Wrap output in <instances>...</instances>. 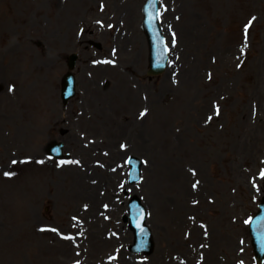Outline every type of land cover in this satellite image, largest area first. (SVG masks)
Returning <instances> with one entry per match:
<instances>
[{
  "label": "rangeland",
  "instance_id": "1",
  "mask_svg": "<svg viewBox=\"0 0 264 264\" xmlns=\"http://www.w3.org/2000/svg\"><path fill=\"white\" fill-rule=\"evenodd\" d=\"M143 2L0 0V109L8 115L0 121V264H257L246 219L264 147L251 151L253 121L234 123L246 106L249 119L250 107L264 119V0H162L164 32L170 42L169 32L179 33L186 67L200 59L197 36L209 44L189 87L148 75ZM74 51L78 92L65 105L61 82ZM99 59L103 70L90 67ZM10 85L18 88L11 95ZM216 104L222 115L214 118ZM52 140L65 141L70 160L48 156ZM129 154L145 162L139 183L128 181ZM183 184L191 192L178 201ZM152 190L166 205L148 203ZM135 193L149 208V255L129 250L125 217Z\"/></svg>",
  "mask_w": 264,
  "mask_h": 264
},
{
  "label": "bare ground",
  "instance_id": "2",
  "mask_svg": "<svg viewBox=\"0 0 264 264\" xmlns=\"http://www.w3.org/2000/svg\"><path fill=\"white\" fill-rule=\"evenodd\" d=\"M133 2V1H132ZM131 2V3H132ZM134 15H135V12L134 11H132V13H130V11H129V15H128V20H129V23H130V20H132L133 19V17H134ZM188 29V28H187ZM187 34V35H186ZM182 35L183 36H186V39L188 40V39H190L191 37H195V33H193V34H191V33H187V31L186 30H183L182 31ZM198 37V39L199 40H201V43H202V45H201V48H200V59H195L194 61H192V63H190V62H188L189 63V65L186 67H182V70H181V72H180V75H179V77H180V79H181V83H180V85H181V87H189V86H191V84L193 83V81H194V79H196V76L198 75V73H200L201 71H202V69H203V67L208 63L207 62V59H206V52H207V50L209 49V44L207 43V42H205V41H203L204 40V36H200V35H198L197 36ZM135 43H137V44H139V37H136V39H135ZM6 49H13V47L12 46H9V47H7ZM15 50H16V48H14ZM141 51H143V48H141ZM263 51H264V49L262 48V52H261V54L258 56V58L259 59H261L262 58V54H263ZM2 54V53H1ZM34 63H37L36 61H33ZM127 66L129 67V68H131L132 67V64H128L127 63ZM0 67H1V65H0ZM261 67H262V64H261ZM257 79H259V78H257ZM260 81V80H259ZM179 85V86H180ZM167 87V85H165V86H163V89L164 88H166ZM189 91V90H188ZM188 91H186V92H184L183 93V95L184 94H186ZM137 97L136 96H133L132 97V100L128 103V105H129V107L132 105V102H133V100L134 99H136ZM248 110H249V108H248V106H246V108L241 112V114H240V116H239V119H237V121L234 123V125L235 126H239L241 123H242V121H248ZM0 116H1V114H0ZM164 118L166 119V120H168L169 118H168V116H166V115H164ZM129 119V118H128ZM2 119L0 118V121H1ZM129 120H131V119H129ZM171 120V119H170ZM132 122H137V121H133V120H131ZM134 124V123H133ZM248 127H249V134H248V136L251 138V139H253L254 141H255V144H252L251 145V148L252 147H254L253 149H251V151H253L254 149H255V151H254V153L256 152V149H260V148H263L264 147V138H263V136H264V122H258V124H256V125H254V126H251L250 124H248ZM235 129V128H234ZM252 130V131H251ZM160 132V131H159ZM235 133L236 134H239L240 133V131L238 130V129H235ZM3 134V132H2V127L0 126V136ZM14 137L15 138H19V133L18 132H15V135H14ZM259 138V139H258ZM239 153L240 154H242L243 156H248L249 155V153H250V151H247V149L246 150H243V149H239ZM196 163L198 164V166L200 167V168H202L203 167V161H201V160H199V161H196ZM264 182V181H263ZM93 184H94V186H96V183L95 182H93ZM84 190V189H83ZM177 191H176V199H178V201L179 200H181V198H183V196H182V192H183V195H187V194H189L190 192H191V190H188L187 188H186V186H184V184H183V186H181V185H179V187L176 189ZM185 191H186V193H185ZM185 193V194H184ZM161 195H162V193L160 192V191H151V194H150V196L151 197H149V200H148V203L150 204L151 202H150V200H154L155 202H157V200L158 201H161V204L162 205H166L163 201H164V199L166 198L165 197V195L161 198ZM95 196H96V193H92V194H89L88 195V197L90 198V199H93V198H95ZM93 197V198H92ZM178 197H180V198H178ZM152 198V199H151ZM176 199H173V202H176ZM166 202V201H165ZM97 206V205H96ZM95 206V207H96ZM95 207H91V209L92 210H94V208ZM180 209H184V208H186V206H185V204L184 203H182L181 205H180ZM160 218H162V217H157V219H160ZM174 219H175V221L176 220H178L179 221V223H183V219H181V217L180 216H174L173 217ZM174 221V220H173ZM217 240L214 238L213 239V241H211L210 243L213 245V247L215 246V242H216ZM181 245H183V242L181 243ZM212 247V248H213ZM212 248H211V250H212ZM210 250V251H211ZM185 251H187V252H190V249H186ZM212 251H211V253H209V255H208V257L207 258H209V259H211V257H213V255H212ZM123 255H121V254H119V259L122 257ZM123 260L125 261V259L123 258ZM124 264H128V263H124ZM173 264V263H172Z\"/></svg>",
  "mask_w": 264,
  "mask_h": 264
},
{
  "label": "water",
  "instance_id": "3",
  "mask_svg": "<svg viewBox=\"0 0 264 264\" xmlns=\"http://www.w3.org/2000/svg\"><path fill=\"white\" fill-rule=\"evenodd\" d=\"M152 3H154V0H152ZM153 9H154V12H156V4L155 3H154V6H153ZM147 23H148V26H149V29H150L152 35L159 39L160 35H159L158 30H157V26L155 24L154 17L153 16H151V17L149 16L148 20H147ZM72 84L73 83L71 82V84L69 86L68 85L65 86V90H64L65 97H68V96H70L73 93ZM262 208H263V211H264V206H262ZM263 217H264V213H263ZM259 221H261V218L259 219Z\"/></svg>",
  "mask_w": 264,
  "mask_h": 264
},
{
  "label": "snow or ice",
  "instance_id": "4",
  "mask_svg": "<svg viewBox=\"0 0 264 264\" xmlns=\"http://www.w3.org/2000/svg\"><path fill=\"white\" fill-rule=\"evenodd\" d=\"M254 19H255V17L252 18V20H254ZM252 20H250L249 23H248L247 25H245V27H244L245 37H246V38H247V34H248V29H249V27H250V25H251V23H252ZM173 43H175V40H173ZM10 90H11V89H10ZM146 111H147V110H145L144 112H141L140 115H141V116H144L145 113H146ZM217 114H219V109H218V108H217ZM209 119H211V117H210ZM122 147H123V145H122ZM15 163H16V161H13V164H15ZM76 163H78V161H77ZM4 175H5V176H10V175H12V173L5 172ZM261 176L264 177V171L261 172ZM195 186H196V185L194 184L193 187H195ZM42 230H43V229H42Z\"/></svg>",
  "mask_w": 264,
  "mask_h": 264
}]
</instances>
